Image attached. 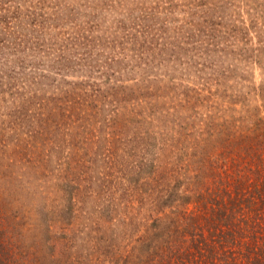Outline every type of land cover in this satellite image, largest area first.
<instances>
[{"label":"rangeland","instance_id":"1","mask_svg":"<svg viewBox=\"0 0 264 264\" xmlns=\"http://www.w3.org/2000/svg\"><path fill=\"white\" fill-rule=\"evenodd\" d=\"M199 58L180 53L176 81L197 82L180 73ZM46 64L0 71V241L16 264H264V156L239 146L241 103L184 81L54 108Z\"/></svg>","mask_w":264,"mask_h":264},{"label":"trees","instance_id":"2","mask_svg":"<svg viewBox=\"0 0 264 264\" xmlns=\"http://www.w3.org/2000/svg\"><path fill=\"white\" fill-rule=\"evenodd\" d=\"M169 2L159 10L138 0H0V53L12 54L0 71L24 69L34 57L45 59L55 74L51 83L55 97L50 104L55 108L73 103L75 111L84 104L114 102V93L118 96L122 89L167 87L184 81L212 85L221 97L242 104V109L233 104L234 116L243 114L249 120L246 133H239L244 138L239 146L260 162L264 156V88L260 86L264 81V0ZM180 53L202 58L187 62L180 73L196 75L197 82L176 81L175 67H170ZM251 69L262 72L259 85L245 83L250 80L240 76L231 78L237 71ZM64 71L76 79L62 83ZM190 252L182 249L184 257ZM16 260L0 241V264H16Z\"/></svg>","mask_w":264,"mask_h":264}]
</instances>
